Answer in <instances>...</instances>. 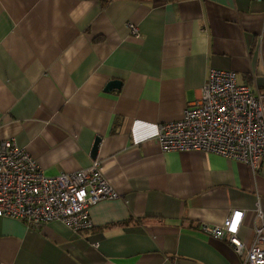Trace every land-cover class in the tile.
I'll return each mask as SVG.
<instances>
[{
	"label": "crops",
	"instance_id": "obj_1",
	"mask_svg": "<svg viewBox=\"0 0 264 264\" xmlns=\"http://www.w3.org/2000/svg\"><path fill=\"white\" fill-rule=\"evenodd\" d=\"M214 67L264 91V0H0V140L49 175L98 159L120 195L94 204L80 232L0 216V264H241L203 226L240 209L239 235L252 241L264 158L253 169L155 140ZM114 79L121 87L107 91Z\"/></svg>",
	"mask_w": 264,
	"mask_h": 264
},
{
	"label": "built area",
	"instance_id": "obj_2",
	"mask_svg": "<svg viewBox=\"0 0 264 264\" xmlns=\"http://www.w3.org/2000/svg\"><path fill=\"white\" fill-rule=\"evenodd\" d=\"M127 26L133 37L142 36L136 24ZM155 140L165 152L216 153L258 169L264 158V91L241 82L233 69L211 68L200 95L185 105L180 119L160 124ZM119 196L98 159L89 167L49 175L14 139L0 140V216L35 227L60 220L80 232L93 227L94 204ZM243 215L234 209L222 223L203 229L226 238L241 264H264V223L247 243L239 235Z\"/></svg>",
	"mask_w": 264,
	"mask_h": 264
},
{
	"label": "water",
	"instance_id": "obj_3",
	"mask_svg": "<svg viewBox=\"0 0 264 264\" xmlns=\"http://www.w3.org/2000/svg\"><path fill=\"white\" fill-rule=\"evenodd\" d=\"M121 84H122V81L119 80V79L111 80L107 84L106 90L108 91V90H111V89H114V88H120ZM100 141H101V138L97 137L96 140H95L94 146H93V150H92V156L93 157L97 156V150H98V146H99Z\"/></svg>",
	"mask_w": 264,
	"mask_h": 264
},
{
	"label": "trees",
	"instance_id": "obj_4",
	"mask_svg": "<svg viewBox=\"0 0 264 264\" xmlns=\"http://www.w3.org/2000/svg\"><path fill=\"white\" fill-rule=\"evenodd\" d=\"M125 222L121 223V224H124Z\"/></svg>",
	"mask_w": 264,
	"mask_h": 264
}]
</instances>
